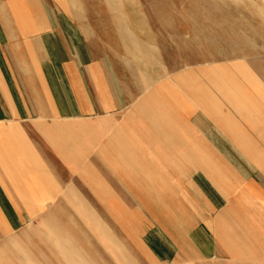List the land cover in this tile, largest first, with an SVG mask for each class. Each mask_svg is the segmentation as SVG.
<instances>
[{
  "label": "crops",
  "instance_id": "crops-1",
  "mask_svg": "<svg viewBox=\"0 0 264 264\" xmlns=\"http://www.w3.org/2000/svg\"><path fill=\"white\" fill-rule=\"evenodd\" d=\"M154 14L0 0L2 264H264V70Z\"/></svg>",
  "mask_w": 264,
  "mask_h": 264
},
{
  "label": "rangeland",
  "instance_id": "rangeland-1",
  "mask_svg": "<svg viewBox=\"0 0 264 264\" xmlns=\"http://www.w3.org/2000/svg\"><path fill=\"white\" fill-rule=\"evenodd\" d=\"M141 9L155 11L164 41L177 43L171 51L180 57L206 58L236 68L264 70V0H137ZM243 75L246 71L240 72ZM228 101H231L228 98ZM232 103V101H231ZM227 103V109H232ZM16 247V246H15ZM11 245L0 247L2 255ZM9 258L7 259V262Z\"/></svg>",
  "mask_w": 264,
  "mask_h": 264
}]
</instances>
